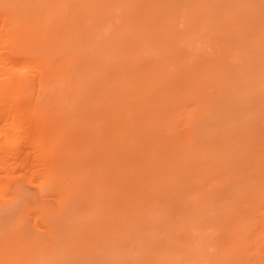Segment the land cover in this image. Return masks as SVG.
Here are the masks:
<instances>
[{
    "label": "rangeland",
    "instance_id": "1",
    "mask_svg": "<svg viewBox=\"0 0 264 264\" xmlns=\"http://www.w3.org/2000/svg\"><path fill=\"white\" fill-rule=\"evenodd\" d=\"M14 1L20 3L23 12L32 15L31 10L40 0ZM49 1L44 2L46 6L61 2ZM11 2L9 7L17 14L15 3ZM100 2L104 15L98 17V8L89 7L84 16H79L83 20L80 25L77 23L78 29L68 22H73V9L83 8L85 0L64 3L65 11L57 14L65 20L59 19L62 37L55 42L49 38L50 33L51 36L45 34L47 40L42 37L45 25L40 28L43 26L38 24L41 16L35 20L39 34L33 26L35 16L31 19L26 14L32 22L25 25L28 18L25 20L23 15L20 45L23 50L25 44L28 49L32 46L33 53L40 51L54 59V64L60 63L67 73L64 77L71 78V82L73 78L74 84L67 79L63 86L68 91L80 90V69L90 66L92 79L88 86L86 80L90 76L81 78H85L83 94H87L89 108L79 110L75 105L78 99L73 109L71 101L66 103L71 109L68 115L88 123L86 131L94 133L86 138L77 136L76 140L81 139L78 144L76 140L70 143L68 173L49 168L52 172L48 175L55 176L49 177L50 181L60 187L56 193L61 187L70 189V193L61 192L64 198L54 194L49 197L54 202L48 198L52 204H61H57L60 212L57 205L49 207L50 204L32 201L34 194L31 197L30 192L21 189L20 193L25 194L19 195L14 185L4 192L7 196H0V235L4 241L7 239L0 264H155L163 257L162 264H230L233 260L227 258L231 256L234 264H260L264 260V0ZM50 24L52 30L56 25ZM70 31L78 43L73 38L65 39ZM98 43L104 47L98 49ZM118 43L119 47L114 46ZM93 47L100 53L105 51L96 53V58L105 59L104 64L99 60L104 65L99 66L100 70L99 64H94L98 67L95 69L91 63ZM88 57L92 59L89 61ZM100 74L102 85L94 82ZM68 84L73 87L71 90ZM66 89L60 92L66 93ZM64 173L68 185L61 179ZM0 176L3 179L5 175L0 172ZM46 176H41L40 182ZM36 187L31 188L32 193L37 192ZM14 194L19 198L16 201ZM8 195L14 202H9ZM53 197L61 199L56 202ZM36 211L41 212L39 224L49 223L46 228L53 225L47 229L53 231L55 240H64L65 246L59 241V249H55L60 253L37 251L40 244L33 241L35 229L31 225ZM220 216L232 223L225 226L233 225V235L230 228L228 231L223 223H218ZM65 234L69 242L64 239ZM226 234L231 236V243ZM113 235L117 236L112 239ZM233 241L241 250H230ZM219 250L225 251H221L223 259L218 255L221 260L217 258ZM44 254L51 260L42 257Z\"/></svg>",
    "mask_w": 264,
    "mask_h": 264
},
{
    "label": "bare ground",
    "instance_id": "2",
    "mask_svg": "<svg viewBox=\"0 0 264 264\" xmlns=\"http://www.w3.org/2000/svg\"><path fill=\"white\" fill-rule=\"evenodd\" d=\"M1 2H0V5H2V6H0V172L1 173H3V175H5L4 177H3V179H1L0 178V196H2V194H4V196L6 195L5 193L7 192L6 190L10 187V186H12L13 187V185H14V187H13V189H18L19 190V193L21 192V189H22V192L24 191L25 193L26 192H30V194H31V197H32V195L34 194V196L32 197V198H30V199H32V201H38L37 203H42L41 205H44V204H50L49 205V207L50 206H52L53 204H52V202H54V201H52L51 199L52 198H49L50 197V195L51 194H54V195H60V196H62L61 198H64L63 197V195L64 194H66V191H70V189L68 188V186H67V190L65 191L64 190V187L62 188L61 187V189H63L62 191H61V189H60V191L59 192H57L56 193V190L57 189H59L60 187H58V188H56V186H57V184H55L54 183V180H51L50 181V178H52V176H54V173L52 174V176H50V175H48L49 173H51L52 171L49 169V168H52V169H54L55 171L56 170H58L59 172H60V169H62V171L64 170V172L66 171H68V166H67V164L69 165V162H70V160H66V159H68V156H69V152H70V149L68 150V148H69V145H70V143H72V141L73 142H76L77 144L80 142L79 140H81V139H78V140H76L75 138H77V136H85L84 138H86V136L88 135V136H92L93 135V133H94V131H86L87 130V127H88V123H83L82 121H80L79 119H77V117H70V115H68V113L70 114L71 113V109H73L72 107H74L75 105L77 106V108H79V110H82V109H88L89 108V102L88 101H86L87 100V94H83V91H84V86L86 85L85 83L87 82V86H88V83L91 81V76H90V72H91V68H90V66L86 69L85 68V66L83 67L81 64V66L86 70V73H84L83 75L81 74L82 72L81 71H84V69L83 68H81L80 69V72H79V75L78 76H80L79 78H80V80H81V87H80V90H81V92H80V90L78 91V92H76V93H73L74 92V88L70 85V84H68L69 85V87H70V90L71 91H68L65 87H63L68 81H66L67 79L69 80V82H71L70 80H71V78L69 79L68 77H64V76H67V73H65L64 74V72H66L65 71V69L64 68H61L62 66H60L58 63H57V61H56V63L54 64L53 63V60H50V59H48L47 58V55L46 54H43L42 52H40V51H35L36 53H33L32 52V46H30V44H27V45H29L30 47H31V49H28L27 48V46L25 47V45H24V50H23V48H22V46L20 45V41H19V39H23L22 38V32H21V30L23 29V25H24V18L29 14V16H31V19H32V21H34V23L36 24V22L37 21H35V20H38L39 19V17L41 16V18L42 19H40V20H42V21H46L45 23L44 22H41L40 20H39V22H38V24L40 25V26H43V27H40V28H44V25H45V29H42L41 30V35H42V37L43 38H45L46 37V35L45 34H49V35H47V36H51V37H49V38H52V40L54 41H57L58 39L57 38H61L62 36V34H61V28L62 27H60L59 25H60V20H64L63 19V17L64 16H60L61 17V19H60V17L58 16V15H60V14H58V13H62L61 12V10H63V4L64 3H66V1H68L69 2V0H60L61 2L59 3L58 1L56 2V3H59V4H56V3H53V5L51 6V5H49V4H52V3H49L47 6L45 5V3L47 4L48 2H51V1H49L48 0V2H47V0H40L39 1V3H38V7L35 5V7H37V10H36V8L34 7L33 9H35V12L33 13V9L31 10L32 12V15H30V13H25V12H23V9L22 8H20L19 6H20V3H16L14 0H13V2L15 3V5H14V7L17 9V14H16V12H13L12 10H11V5H13L12 4V2L10 3V0H9V2H8V0H0ZM62 1H64V3L62 2ZM93 1L94 0H92L91 2H92V4H90L91 2L89 1H86L85 0V6H84V4H83V8L82 7H80V8H77V9H73L74 11V13L73 12H71V13H73V15L71 16V19L73 18V22H71L70 23V19H69V22H68V24L69 25H71L73 28L74 27H76V26H78V24L79 23H81V21L83 20V18L81 19L80 17H81V14L84 16V11L86 10V9H88L89 7H90V9H91V7H92V10L95 8V9H97L96 10V12L98 11V12H100L99 14H101L100 16H99V14H97L96 12V15H98V17H102L104 14H103V12H102V9H100V6H99V4L101 3L100 1H102V0H95V2L93 3ZM38 2V1H37ZM45 2V3H44ZM67 2V3H68ZM86 2H88L87 3V6H86ZM137 2V1H136ZM4 3V4H3ZM66 3V4H67ZM99 3V4H98ZM139 3V2H138ZM7 4V5H6ZM10 4V5H9ZM19 4V5H18ZM60 4H62V5H60ZM95 4V5H94ZM46 7H45V6ZM98 5V6H97ZM8 6V7H7ZM10 6V7H9ZM62 6V7H61ZM95 6V7H94ZM48 7H50L49 8V10H48ZM65 7V6H64ZM9 8V9H8ZM12 8H13V6H12ZM47 8V9H46ZM83 10H82V9ZM102 8V7H101ZM46 9V10H45ZM81 9V11H82V13H81V11H79ZM100 9V10H99ZM44 10H45V12H44ZM10 11L11 12H13V13H15L14 15L16 16V15H18V18H17V16L14 18L13 17V19H12V16H11V14H13V13H10ZM15 11V10H14ZM29 11H30V9H29ZM50 11V12H49ZM65 10H63V12H64ZM95 11V10H94ZM27 12V11H26ZM76 12H79L77 15L78 16H74L75 14H76ZM24 13H25V15H24ZM45 13V14H44ZM49 13H51V14H49ZM27 14V15H26ZM34 14V15H33ZM58 14V15H57ZM86 14V13H85ZM10 15V16H9ZM23 15L25 16L24 18H23ZM46 15V16H45ZM48 15V16H47ZM61 15H63V14H61ZM29 16L28 17H26V19L25 20H27V18H28V20L27 21H25V25H26V23L27 24H29V22H32V21H30V19H29ZM37 16H39L38 18H37ZM51 16V17H50ZM56 16H58V17H56ZM67 16V15H66ZM76 17V18H78V20H76V22L74 21V17ZM80 16V17H79ZM22 17V18H21ZM47 17V18H46ZM48 17H49V20L47 21V19H48ZM44 18V19H43ZM56 18V19H55ZM23 19V20H22ZM52 21H51V20ZM53 19H55V20H53ZM60 19V20H59ZM79 19H80V22H79ZM22 20V21H21ZM65 21V20H64ZM23 22V23H22ZM40 22L41 23H43V25H41L40 24ZM52 22V23H51ZM59 24H58V23ZM75 22V23H74ZM33 23V24H34ZM52 24L53 25V23H55V25L56 26H54L53 25V27H52V30H51V28L48 26L49 24ZM57 23V24H56ZM66 23V22H65ZM78 23V24H77ZM32 24V25H33ZM50 24V25H51ZM39 25L37 26V24L36 25H33L34 27H39ZM80 25V24H79ZM226 25V24H225ZM224 25V26H225ZM48 28H47V27ZM59 26V27H58ZM24 27H26V26H24ZM36 27V28H37ZM57 27V28H56ZM228 27V26H227ZM27 28H29V25H28V27ZM30 28H31V31H32V28L33 27H31V24H30ZM29 28V29H30ZM39 28V29H40ZM54 28V29H53ZM59 28V29H58ZM79 27H76L75 29H78ZM38 29V28H37ZM38 29V33L40 34V30ZM46 29H50L49 31L48 30H46ZM126 29V28H125ZM26 30V29H25ZM24 30V31H25ZM55 30V31H54ZM128 30H130V31H133L132 29H128ZM37 32V30H35V28H34V32ZM44 31V32H43ZM46 31H48L47 33H45ZM51 31V32H50ZM56 31H58V32H56ZM30 32V31H29ZM34 32H32V33H34ZM71 32V31H70ZM68 33V35H67V38H65L66 40L68 39H70V38H73L72 39V41H74L76 38L74 37V34L72 33ZM124 32H126V31H124ZM131 33H134V32H131ZM255 34H256V36H257V32L255 31L254 32ZM37 34V33H36ZM255 34H253V36H255ZM33 35H35V34H33ZM38 35V34H37ZM41 35L38 37V38H40L41 39ZM45 35V36H44ZM54 35L56 36V37H54ZM57 35H60V37H57ZM29 36H31V35H29ZM36 36V35H35ZM68 36H69V38H68ZM241 37H242V35H240ZM239 36V38L241 39V37ZM258 36H260V35H258ZM64 37H66V36H64ZM63 37V38H64ZM32 38H35V37H33L32 36ZM56 38V39H55ZM63 38H62V40H63ZM124 38V37H123ZM123 38H122V40H123ZM238 38V39H239ZM243 38H244V36H243ZM261 37H258V39H260ZM30 39V38H29ZM36 39H37V37H36ZM40 39H38L39 41H41ZM48 39V37H46L45 38V40H47ZM125 39V38H124ZM26 40V39H25ZM126 40V39H125ZM54 41V42H55ZM71 41V42H72ZM102 41V40H101ZM115 41V40H114ZM119 41V40H118ZM124 41V40H123ZM132 41V40H131ZM241 41V40H240ZM42 42H44V39H42ZM113 42V41H112ZM116 42V41H115ZM114 42V44H116ZM122 41H119V43H121ZM135 42V41H134ZM243 42H244V39H243V41H242V44H243ZM65 43V42H64ZM75 43H78V41H77V39L75 40ZM103 43V42H102ZM105 43H107V40H106V42ZM118 43V44H119ZM136 43V42H135ZM241 43V42H240ZM253 44H254V42H252ZM256 43H259V42H256ZM22 44H24V43H22ZM81 44V43H80ZM99 45H100V43H98ZM121 44H123V43H121ZM242 44H241V46H242ZM76 45V44H75ZM83 45V44H82ZM94 45V44H93ZM96 45V44H95ZM104 45V44H103ZM103 45H100V47L98 48V49H101V47L103 46ZM124 45V44H123ZM123 45H121V46H123ZM114 46H116V47H119L120 46V44L119 45H114ZM142 46V45H141ZM243 46H245V47H247L246 45H245V43H244V45ZM242 46V47H243ZM256 46H258V45H256ZM88 48L89 47H92V45L91 46H87ZM96 47V46H95ZM104 47V46H103ZM142 47H144V46H142ZM253 47H255V45H253ZM26 48L29 50H27V51H25L26 50ZM85 48H86V46H85ZM84 48V49H85ZM87 48V49H88ZM94 48V47H93ZM248 48V47H247ZM86 49V50H87ZM90 49H92V48H90ZM96 48H94L93 49V51H95V54H93L94 52H90V54L92 53L93 54V56H91L90 58L93 60L91 63L94 65L95 63L96 64H99V60H101V64H104L105 63V59H104V61H103V59H100V58H96L97 57V55H96V53L99 51H97V50H95ZM104 49V48H103ZM102 49V50H103ZM254 49V48H253ZM31 50V51H30ZM102 50H100V51H102ZM123 50H125V49H123ZM243 50H245V48L243 49ZM250 50V49H249ZM252 50V49H251ZM250 50V51H251ZM256 50V49H255ZM258 50V49H257ZM256 50V51H257ZM89 51H91V50H89ZM255 51V52H256ZM259 51V50H258ZM257 51V52H258ZM262 51V50H261ZM103 52H105V51H103ZM102 52V53H103ZM245 53L247 52V51H244ZM39 53V54H38ZM41 53V54H40ZM99 54H102V53H100V52H98ZM97 53V54H98ZM264 53V52H263ZM43 54V55H42ZM248 54V53H247ZM259 54L261 55L262 54V52H259ZM94 55H96V56H94ZM250 54H248V56H249ZM246 56V55H245ZM263 56V55H262ZM100 57H101V55H100ZM90 58L88 57V60L90 61ZM101 58H104V57H101ZM246 58V57H245ZM244 58V59H245ZM52 59V58H51ZM264 60V59H263ZM55 61V60H54ZM95 61V62H94ZM58 62H60V61H58ZM94 62V63H93ZM104 62V63H103ZM246 62L248 63V58H247V60H246ZM92 65V66H93ZM260 65H262V64H260ZM260 65H259V67H260ZM103 67L104 65H98V67ZM248 66V65H247ZM59 67L61 68V70L62 71H60V69H59ZM94 67H95V69H97L98 67H97V65L95 66L94 65ZM94 67H92V68H94ZM97 67V68H96ZM100 67L98 68V70H100ZM83 69V70H82ZM239 69V68H238ZM244 70V69H243ZM64 71V72H63ZM85 72V71H84ZM236 72H238V71H236ZM84 75H85V77L87 76L88 77V75L90 76V80L88 79V81L86 80V82H85V80H84V82L82 81L83 79H85V78H83V79H81L82 77H84ZM98 76H99V74H98ZM99 78V79H98ZM94 82L95 83H97L96 81H98V83L99 82H101V81H103L102 80V78H103V75L102 74H100V77H98ZM253 78V77H252ZM87 79V78H86ZM244 79H246V78H244ZM101 80V81H100ZM252 80V79H251ZM255 80V79H254ZM246 81V80H245ZM244 81V82H245ZM249 81V80H248ZM259 81V80H258ZM63 84H61V83ZM64 82V83H63ZM72 82H73V78H72ZM71 82V83H72ZM59 84H60V86H62L61 87V89H59L58 87H59ZM72 84H74V83H72ZM103 83H99V85H102ZM249 84V83H248ZM247 84V85H248ZM124 85V84H123ZM251 85V84H250ZM243 86H244V83H243ZM68 87V86H67ZM68 87V88H69ZM72 87V88H71ZM102 87V86H101ZM105 87V86H104ZM245 87H247V86H245ZM244 87V88H245ZM250 87V86H249ZM255 87V86H254ZM82 88V89H81ZM59 89V90H58ZM66 89V91L69 93L70 92V96H69V94L67 95V92L66 93H62V92H64V90ZM60 90L62 91V92H60ZM253 90V89H252ZM112 91V90H111ZM62 93L61 95H62V98H60L61 97V95L59 96V94L58 93ZM113 92V91H112ZM245 92V91H244ZM73 93V94H72ZM79 93V94H78ZM64 94H66L65 96H66V98H65V101H64ZM76 94V95H75ZM118 94V93H117ZM262 94V93H261ZM73 96V98L71 99L70 97H72ZM78 96V97H77ZM119 96V95H118ZM239 96V95H238ZM242 96V95H241ZM246 96V95H245ZM67 97H69L70 99H67ZM243 98V97H242ZM79 101H78V100ZM66 100L70 103V101H71V106H70V108L68 107V105H67V103H66ZM77 100V101H76ZM240 100H241V98H240ZM72 101H73V103H72ZM75 101H76V103L78 102V105L77 104H75ZM75 104V105H74ZM145 105V104H144ZM79 106V107H78ZM116 106V105H115ZM114 106V107H115ZM117 106L119 107V104H117ZM118 107H116V110L119 112L120 111V109L118 108ZM150 107V106H149ZM68 108H69V110H68ZM116 111V112H117ZM68 112V113H67ZM72 112H73V110H72ZM115 112V111H114ZM117 112V113H118ZM213 116V115H212ZM209 117H211V116H209ZM213 119L214 118H212L211 117V120L213 121ZM210 123H211V121H210ZM120 125L122 126V124H121V121H120ZM71 129H73V131L72 132H75V130H77L76 132H75V134L73 133L72 134V132L71 133H69L70 132V130ZM69 130V131H68ZM115 136V135H114ZM233 138V137H232ZM76 140V141H75ZM79 141V142H78ZM82 143H83V140H82ZM75 144V143H74ZM77 144H75V146L77 145ZM233 144V143H232ZM71 146V145H70ZM73 147V146H72ZM68 150V151H67ZM80 151V153H82V150H79ZM66 152H68L67 154H66ZM67 155V156H66ZM224 156V155H223ZM67 161V163H65ZM64 163V164H63ZM60 165V166H59ZM64 165V168H66V169H63V166ZM79 165V164H78ZM80 166V165H79ZM236 167V166H235ZM241 169V168H240ZM45 170V171H44ZM50 170V172H48ZM237 170V169H236ZM61 171V172H62ZM70 171V170H69ZM68 171V172H69ZM44 172H46V173H44ZM60 172V173H61ZM67 172V173H68ZM244 172V171H243ZM44 173V174H43ZM67 173H64V175H62L63 174V172H62V174H61V179L62 180H64V181H66L65 183H64V185H68V183H67V180H66V178H65V175L67 174ZM47 174V176H46V178L44 179L46 182L49 180V182H48V185H47V183L45 182V184H44V180H43V178H42V180H43V182H40V178H41V176H43V175H46ZM59 175V174H58ZM62 176H64V178H62ZM6 177V179H4ZM50 177V178H49ZM55 177V176H54ZM57 177V176H56ZM49 178V179H48ZM48 179V180H47ZM54 179V178H53ZM61 180V182L63 183L64 181H62ZM38 183V184H37ZM38 185V187H36ZM167 185V184H166ZM63 186V185H62ZM16 187V188H15ZM34 187H36L38 190H37V192L36 193H32V191H31V188H34ZM66 187V186H65ZM20 188V189H19ZM69 189V190H68ZM170 189H171V187H170ZM173 189V188H172ZM14 190V191H15ZM17 190V191H18ZM167 190H169L168 188H167ZM232 190V189H231ZM234 190V189H233ZM232 190V191H233ZM6 191V192H5ZM10 191H12L11 190V188H10ZM17 191H16V195H18L17 194ZM58 191V190H57ZM231 191V192H232ZM5 192V193H4ZM9 192V191H8ZM63 193V195H62V193ZM65 192V193H64ZM14 193V192H13ZM25 193H20L19 195H23V194H25ZM70 193V192H69ZM69 193H68V195H69ZM222 193V192H221ZM228 193V192H227ZM230 193V192H229ZM10 194V193H9ZM14 194V198H12V200L10 199V197H9V195H8V197H9V202H11V201H13L14 202V200L16 201L17 199H19V198H17V197H15L16 195ZM180 194V193H179ZM53 195V196H54ZM221 195V194H220ZM219 195V196H220ZM7 196V195H6ZM59 196V197H60ZM235 196V195H234ZM234 196H232V197H234ZM28 197H29V195H28ZM52 197V196H51ZM59 197H57V198H59ZM184 197V196H183ZM17 198V199H16ZM48 198L52 201H49L48 200ZM53 198H55V197H53ZM57 198H55V199H53V200H56ZM61 198H59V200L61 199ZM66 198H68V197H66ZM0 199L1 200H3L2 199V197H0ZM5 199H6V197H5ZM14 199V200H13ZM23 199V198H22ZM21 199V200H22ZM29 199V198H28ZM234 199V198H233ZM11 200V201H10ZM58 200V201H59ZM217 200V199H216ZM215 200V201H216ZM219 200V199H218ZM232 200V199H231ZM32 201H30V202H32ZM49 201V202H48ZM68 202H69V200H67ZM8 202V201H7ZM7 202H5L6 203V205L8 204ZM18 202V201H17ZM51 202V203H50ZM56 202H57V200H56ZM212 202V201H211ZM214 202V201H213ZM16 203V202H15ZM19 203V202H18ZM17 203V204H18ZM44 203V204H43ZM61 203V202H60ZM219 203V202H218ZM217 202L215 203L214 202V204H218ZM32 204V203H31ZM34 204V203H33ZM52 204V205H51ZM57 204L60 206L61 204H59L58 202H57ZM56 204V205H57ZM66 204H68V203H66ZM226 204V203H225ZM225 204H224V206H225ZM228 205H229V203H227ZM9 205H10V203H9ZM12 205V204H11ZM10 205V206H11ZM55 204H54V206H56ZM58 205H57V210L59 211L60 210V207H58ZM15 206V205H14ZM45 206H48V205H45ZM203 206V205H202ZM223 206V205H222ZM221 206V207H222ZM227 206V205H226ZM225 206V207H226ZM1 207V206H0ZM12 207V206H11ZM48 207V208H49ZM204 207V206H203ZM217 207H218V205H217ZM52 208H54V207H52ZM210 208H211V206H210ZM230 208H231V206H230ZM229 208V209H230ZM233 208V207H232ZM35 209V208H34ZM194 209V208H193ZM201 209V208H200ZM37 210V209H36ZM45 210H46V207H45ZM54 210H55V208H54ZM205 210V209H204ZM47 211V210H46ZM202 211V210H201ZM229 211H231V209L229 210ZM233 211V210H232ZM25 212H27L26 211V209H25ZM32 212V211H31ZM55 212L56 213H58L56 210H55ZM54 212V213H55ZM60 212V211H59ZM61 212H63L62 210H61ZM226 212H227V210H226ZM27 213H29V212H27ZM38 213H40L41 214V212H39V211H36V212H34L33 214H34V220H31V221H33L32 222V227L35 229V232H34V234H35V236H34V238H33V241L35 242V243H37V244H40L39 245V248L37 247V251H38V249H39V252H41V254H42V251H43V253L44 252H46V253H51L52 251L54 252V253H57L58 251H56L55 249L57 248V249H59V246L58 245H60V243H63L64 242V240L63 239H61V237L59 238V241H60V243L58 244V242L55 240L56 238H54L55 236H53L52 235V233H53V231H51V230H48L47 228H53V225H52V227H50L51 225H49V227H47L46 228V226L49 224H47V225H45V226H43V224H42V222H41V224H39V222H38V217L40 216V214L38 215ZM228 213H230V212H228ZM51 214V213H50ZM45 215H47V217H48V215L49 214H46L45 213ZM53 215V214H52ZM64 215V214H63ZM228 214L226 213V216H227ZM230 215V214H229ZM232 215V214H231ZM60 216V215H59ZM62 216V215H61ZM46 217V218H47ZM52 217V216H51ZM50 217V218H51ZM66 217V216H65ZM224 218H225V216H223ZM230 217V216H229ZM232 217V216H231ZM49 218V217H48ZM60 218V217H59ZM220 218H222L221 216H220ZM219 218V219H220ZM236 218V217H235ZM234 217H233V219H235ZM218 219V220H219ZM238 218H236L235 220H237ZM40 220H43V219H40ZM52 220H53V218H52ZM64 220V219H63ZM66 220V219H65ZM223 220V221H222ZM222 220H219L220 222H218V223H223V225H224V227H226L227 228V230L228 231H230L231 230V227L233 226V225H231L229 228H230V230H229V228L227 227V226H225V224H232V223H229V222H226L227 221V219L225 218V219H223L222 218ZM225 220V221H224ZM51 221V220H50ZM49 221V222H50ZM57 221H58V219H57ZM56 221V222H57ZM62 221V220H61ZM237 221H239V220H237ZM48 221H46V223H47ZM224 222H226V223H224ZM232 222V221H231ZM5 223V222H4ZM43 223H45V221L43 222ZM52 224V223H51ZM235 224V223H234ZM65 225V224H64ZM198 225V224H197ZM57 226V225H56ZM113 227H114V225H113ZM3 228V227H2ZM110 228H112V226L110 227ZM227 230H226V233H228L227 232ZM50 231H51V233H50ZM232 232V230L230 231V235H233V233H231ZM8 233V232H7ZM70 233V232H69ZM67 234H68V232H67ZM67 234H65L64 236H65V238L64 239H66L68 236H67ZM70 235V234H69ZM226 235H228V234H226ZM230 235H228L229 237L227 238L228 239V241H229V238L231 237ZM117 236V235H116ZM116 236H114L113 235V237H112V239H114ZM235 237V236H234ZM69 238H71V237H69ZM6 239V238H5ZM233 239V238H232ZM3 240V237L0 235V253L3 251V250H5V249H3V248H5V246L3 245V243L4 242H7L6 240L4 241H2ZM67 240V239H66ZM66 240H65V242H66ZM70 240V239H69ZM71 240H74V239H72L71 238ZM235 240V239H234ZM62 241V242H61ZM227 241V240H226ZM225 241V242H226ZM227 241V242H228ZM236 241V240H235ZM235 241H233V246H232V244H231V246L230 245H228V246H230V247H232L233 249H231L230 247V250L231 251H233V250H235L236 248H237V250L239 251V249H238V247H236V242ZM67 242H69L68 240H67ZM226 242V243H227ZM230 243H231V241H229ZM56 243H57V245H56ZM225 243V244H226ZM234 243H235V245H234ZM5 244V243H4ZM36 245V244H35ZM65 246V243H63L61 246ZM3 246V247H2ZM58 246V247H57ZM150 246V245H149ZM235 246V247H234ZM2 247V248H1ZM7 248V247H6ZM227 248V247H226ZM3 249V250H2ZM62 249H63V247H62ZM150 249V248H149ZM219 249V248H218ZM61 250V249H60ZM230 250H228V251H230ZM237 250H235L236 252H237ZM241 250V249H240ZM64 251V250H63ZM221 251H224V250H219V252H221ZM6 252V251H5ZM218 252V254H217V258H219L218 257V255L220 256L221 255V259H223L222 257H223V252H221V254ZM225 252V251H224ZM235 252V254H237ZM4 253V252H3ZM38 253V252H37ZM45 253V254H46ZM58 253H60V252H58ZM152 253V252H151ZM2 254V253H1ZM1 254H0V256H1ZM6 254V253H5ZM43 255L42 257H44V256H46V257H48V259L49 260H51L50 258H49V256H47V255ZM52 254V253H51ZM53 255V254H52ZM52 255H50V257L52 258L53 256ZM57 255V254H56ZM56 255H54V256H56ZM231 255V254H230ZM6 256V255H5ZM3 257V256H2ZM41 257V258H42ZM167 257V256H166ZM234 257V256H233ZM232 256L230 257V258H227L229 261H230V259H231V261L233 260V262L232 263H230V264H234L235 262H234V258H233ZM37 258H38V256H37ZM159 259H160V257H158ZM34 259H35V256H34ZM150 259H152L151 258V256H150ZM155 259H157V258H155ZM163 259H165V257H163ZM163 259L160 261H158V259H157V263L159 264H162L161 262H163ZM167 259V258H166ZM179 259V258H178ZM220 259V258H219ZM220 259V260H221ZM0 260H1V258H0ZM39 260V259H38ZM45 260H47V259H45ZM49 260H47V261H49ZM153 260V259H152ZM217 260V259H216ZM36 261V260H35ZM38 261H36V263H37ZM156 262H155V264H157ZM217 264H219V261L218 262H216ZM215 263V264H216ZM223 264V262L221 261L220 262V264ZM4 264H6V262L4 263ZM8 264V263H7ZM50 264V263H49ZM54 264V263H53ZM260 264H264V260L262 261V262H260Z\"/></svg>",
    "mask_w": 264,
    "mask_h": 264
}]
</instances>
